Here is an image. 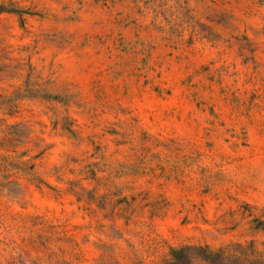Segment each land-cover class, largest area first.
Wrapping results in <instances>:
<instances>
[{
	"label": "rangeland",
	"instance_id": "1",
	"mask_svg": "<svg viewBox=\"0 0 264 264\" xmlns=\"http://www.w3.org/2000/svg\"><path fill=\"white\" fill-rule=\"evenodd\" d=\"M251 241L264 0H0V264H210L197 246Z\"/></svg>",
	"mask_w": 264,
	"mask_h": 264
},
{
	"label": "trees",
	"instance_id": "2",
	"mask_svg": "<svg viewBox=\"0 0 264 264\" xmlns=\"http://www.w3.org/2000/svg\"><path fill=\"white\" fill-rule=\"evenodd\" d=\"M187 249L191 247L183 249L187 252L185 258L191 262L192 256ZM196 249L205 253L204 260L210 264H264V251H258L254 241L246 246L237 244L234 251L214 250L208 245L197 246Z\"/></svg>",
	"mask_w": 264,
	"mask_h": 264
}]
</instances>
